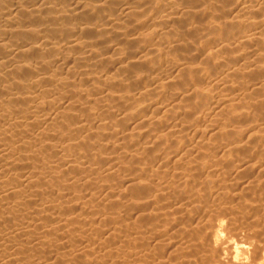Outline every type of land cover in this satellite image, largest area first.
<instances>
[{"label":"bare ground","instance_id":"bare-ground-1","mask_svg":"<svg viewBox=\"0 0 264 264\" xmlns=\"http://www.w3.org/2000/svg\"><path fill=\"white\" fill-rule=\"evenodd\" d=\"M226 87L238 96L227 89L234 97L228 100L232 109L221 125L215 120L219 114L211 124L206 118L223 99L214 101L215 93ZM200 119L216 124H209L213 129L221 126L220 143L210 139L215 131L209 139L203 137L208 129L194 140L179 135L193 126L187 122ZM123 143L131 152L122 151L123 160L116 166L106 154L123 148ZM28 147L33 157L26 152ZM263 155L264 0H0V264H59L56 256L70 246L51 245L49 258H43L37 254L44 252L42 247L35 253L36 249L30 252V247L18 245L20 254L11 260L7 255L10 261L5 260L6 251L18 242L15 238L26 235L31 223L40 226L39 222L51 220L52 232L65 231L86 245L99 242V228L88 225L75 229L77 220L90 211L86 210L88 202L69 205L66 212L73 207L68 215L62 209L60 213L56 205V189L67 195L77 185L92 190L102 184L107 186L108 195L115 188L111 185L119 183L126 192L122 190L124 198L114 202L117 206L126 210L134 206L141 220L152 217L160 222L161 229L153 240L157 247L173 245L167 238L171 231V235L185 234L187 240L191 233L188 226L173 222L172 217L160 215L158 219L157 214L152 215L155 209L177 198L180 203L168 205L171 211L209 221L221 205L216 209L213 203L200 204L191 191L188 195L182 192L193 175L195 180L207 166L205 159L211 162L212 170L219 167L229 176H240L243 181L236 182V189L240 185L242 192L254 193L264 188ZM145 157L152 158L147 160L148 164L151 160L148 172L143 168L146 160L141 166ZM163 172L167 176L161 181ZM60 177H64L66 187L64 183L57 188ZM201 182L197 185L211 188L210 180ZM223 187L213 195L217 206L224 200L232 205L243 201L244 193L228 196L230 191ZM261 193L256 198L263 201ZM87 197L92 200L94 196ZM253 206L249 211H236L232 206L231 211L247 217L264 214L259 204ZM106 217L110 215L104 214ZM234 219L225 221L216 216L204 231L197 224V229L189 227L194 239L212 251L200 258L203 262L249 264L245 256L253 251L250 246L254 243L251 236L246 240L239 234L252 233L258 221L252 219L253 225ZM227 227L239 233H231L235 230ZM6 230L8 236L3 235ZM121 242L125 243L123 237ZM135 256L142 264H160L159 257L151 254ZM116 262L105 258L99 264Z\"/></svg>","mask_w":264,"mask_h":264},{"label":"rangeland","instance_id":"rangeland-1","mask_svg":"<svg viewBox=\"0 0 264 264\" xmlns=\"http://www.w3.org/2000/svg\"><path fill=\"white\" fill-rule=\"evenodd\" d=\"M229 88V87H228ZM227 87H226V89L225 88H219L217 91L218 92H216L215 93V97H214V101H217V100H221V98H225V99H227V100H225V101H223V99H222V101L218 104V105H214L215 107L213 108V110L211 111V113H210V115H208V118H206V119H208V121H210L211 122V124L214 122L215 123V121L213 120V122H212V119H215V118H217L219 115V117H218V119H215L216 120V122H218L220 125L222 124V120H223V118H225L226 117V115H227V113L232 109V107H231V102H229L228 100H229V97H231V100L234 98V97H236V96H238V95H235V91H233V89L231 88L230 90L228 89ZM221 89V90H220ZM223 89H224V92H223ZM231 92V94L234 96H232V95H229L230 94V92L228 91V90ZM228 91L227 93L225 92V91ZM232 90V91H231ZM219 91H221L220 93H219ZM233 92V93H232ZM221 93H223V95L221 94ZM229 93V94H228ZM228 95V96H227ZM221 96V97H220ZM220 97V98H219ZM233 97V98H232ZM230 100V101H231ZM234 103H235V101H233ZM229 103V104H228ZM218 108V109H217ZM216 109V110H215ZM215 110V111H214ZM226 111V112H225ZM218 112V113H217ZM219 114V115H218ZM223 114V115H222ZM213 115V116H212ZM214 115H216L217 117H215ZM222 115V116H221ZM224 116V117H223ZM207 117V116H206ZM210 117V118H209ZM212 117V118H211ZM214 117V118H213ZM220 117H222V118H220ZM220 118V119H219ZM206 119H200L199 120V122H197L198 120H195V122H193V120H190L189 122H187V123H191L193 126L192 127H190V129H186V130H184V132H180V134L179 135H181L183 138H185L186 140L188 139V138H190V139H192V140H194L195 139V137L198 135V136H200V134H203L204 132H205V130L206 129H208V130H210L211 131V129H212V131L210 132V131H208V130H206L207 132H205V134H203V137H205V135H209V136H211L212 137V134L214 133V131H215V134L213 135V138H210L209 136L207 137L206 136V138H210L211 140H213L214 138V140H216V142H218L219 140H221L222 139V134L220 133V130H219V128L221 127L220 125V127H218V128H216V129H213L212 127L214 126V125H216V124H214L213 126L210 124V122H208ZM210 119V120H209ZM207 122H206V121ZM217 120H220V121H217ZM201 121H204V122H201ZM193 122V123H192ZM206 122V123H205ZM221 122V123H220ZM197 124V125H196ZM212 126H210V125ZM199 125V126H198ZM208 126L209 127H211V128H208ZM223 126V125H222ZM199 129V130H198ZM218 129V130H217ZM202 130H204V131H202ZM222 130V129H221ZM202 132V133H201ZM219 132L220 134H217V133ZM207 133V134H206ZM211 133V134H210ZM193 135V136H192ZM217 135V136H216ZM195 136V137H194ZM216 136V137H215ZM197 138V137H196ZM184 139V140H185ZM219 139V140H218ZM185 140V141H186ZM213 140V141H214ZM222 141V140H221ZM220 141V142H221ZM220 142H218V143H220ZM122 145V144H121ZM125 147V143H123V145H122V147ZM123 147V148H124ZM127 147V146H126ZM120 148V149H116V151H115V153L113 152V151H111V150H109L111 153H109V154H106V156H108L109 157V162L110 163H112V164H116V166H118L119 164H120V159H122L121 158V153H122V151H124L125 152V149L128 151V149H129V147L128 148ZM31 148L30 147H28L26 150H29V151H26V152H28V155L30 156H32L33 154H34V152H33V154H32V151L30 150ZM30 151H31V153H30ZM126 151V152H127ZM108 152V151H107ZM113 152V153H112ZM129 152H131V149H129V151H128V153ZM134 152V151H133ZM116 155L118 156V157H116ZM124 156V155H123ZM130 156V155H129ZM33 157V156H32ZM263 157H264V155H263ZM113 158V159H112ZM149 158V157H148ZM147 157H145V159L143 158L142 160L144 161V160H146V162H147V160H149ZM35 159H36V157H35ZM119 159V160H118ZM125 159V158H124ZM126 159H128V161L130 160L129 158H128V156L126 157ZM125 159V161H127ZM152 159V158H151ZM262 158H260V160H261ZM117 160V161H116ZM123 160V159H122ZM151 161V160H150ZM149 161V164L151 163ZM205 161H206V164H207V166L205 165V169L203 168V170H201V172H199V174H198V177L196 176L195 178L197 179H195V180H193V178H194V176L195 175H193V178L192 179H190V183L188 182V189L185 187V188H183L182 189V192L184 191V193L186 194V195H188V193L189 194H191L192 195V193H193V196H198L197 197V199H200V201H198L200 204H207V203H213L214 204V208H218L220 205V209L218 208H216L217 209V211H218V213H217V211H216V213L218 214V215H216L218 218H222L223 220H230V219H232V220H230V221H233V219L235 218L236 219V222H238V223H240V221L241 222H251L252 221V219H254L255 220V222L256 221H258L259 222V224H258V222H254V220L252 221L253 223H255V228H256V230H257V233H256V236L258 237H256V236H254L255 234V232H256V230H251V232L252 233H250L249 231V233L247 232V231H242L239 235H243V236H241L243 239H245L246 238V240H249L248 238H249V236H251L250 237V239H252V243H254V248H253V246L251 247L250 246V250H253V251H251L248 255H246L245 256V259L247 260V259H249V261H248V263L249 264H264V214L262 215V214H260V215H262V216H260V215H258V217H256L255 215H253V217H250V216H248L247 217V215H245L244 216V214H241L240 213V211L243 209V208H245V210L246 211H249L248 209H252V206L254 205H258L259 204V206L261 207V209H264V208H262V207H264L263 205H264V200L262 201V200H258V198H256V197H258V195L260 194V192H263V196H264V188H262L263 189V191H261V190H256V191H258V192H256L255 190H254V193L252 192V191H249V193L247 192V191H245V193H244V191L242 192L241 191V187H240V185H239V188L238 189H236L235 188V186H237V184H236V182L238 183L239 181H240V179H241V177L240 176H238L239 178L237 179V176H235V177H232V176H229V175H227V174H225V172L223 171L222 172V169H220L219 167L217 168V169H213L212 170V168L210 167V165H211V162L206 158L205 159ZM209 161V164L207 163ZM263 161H264V158L262 159V161H260V162H262L263 163ZM114 162V163H113ZM119 162V163H118ZM259 162V163H260ZM142 163H145V161L144 162H141V166L143 167L145 164V166L146 167H143L144 169H145V172H148V171H146L147 169L146 168H148V166H150L149 164H148V162L147 163H145V164H142ZM206 168H208V169H206ZM44 170V169H43ZM218 170V171H217ZM45 172V171H44ZM216 172V173H215ZM221 172H222V174H221ZM167 173V172H166ZM166 173L165 172H163V174H161L160 175V177H162V179H160L161 181H163V179H165L166 178ZM211 173V174H210ZM197 175V174H196ZM207 175V176H206ZM95 176V175H94ZM206 176V177H205ZM224 176H225V178H224ZM96 177V176H95ZM151 177V176H150ZM159 177V178H160ZM226 177H227V179H226ZM230 177V178H229ZM61 178V180H60V184L59 185H57V188L58 187H64V183H65V187H66V181H64L65 179H64V177L62 178V177H60ZM97 178V177H96ZM203 178V179H202ZM208 179V180H210L211 181V188H209V187H205V189H204V187L203 186H200V184H199V186L197 185L198 183H202L201 181L202 180H204V179ZM63 179V180H62ZM201 181H200V180ZM234 179L235 181H233L232 182V180ZM151 180H153V178L151 179ZM218 180V181H217ZM237 180V181H236ZM154 182H157V179H154L153 180ZM193 181H196V182H194V184H193ZM230 181V182H229ZM241 181H243L242 179H241ZM67 182H71L70 180L68 181L67 180ZM98 182V181H97ZM214 182V183H213ZM228 182V183H227ZM101 183H103V182H101ZM221 184L222 185V187H223V185H224V189H227V191H230V193L228 192L227 193V191L226 190H224V189H222V190H224V192H226L227 194H228V196H230L231 194H233V193H235V192H237V191H241V193H244V195H242V197L244 196L245 197V199H244V197H243V199H241V200H243L242 202H240V201H238V202H233V205L232 204H229V203H231V202H228V204L226 203V200H224L225 202H221V204H219L218 206H217V200H214V196L213 195H215V193L218 191V190H220V188H222L221 187V185H220V187H219V184ZM226 183V184H225ZM103 184H105V185H107L108 183H106V182H104ZM119 183H116V185H111V186H115V188L114 187H112L113 189L110 191V192H108V195L106 194V192H107V186H103L102 184L100 185V186H98L97 188H94V189H92V190H87V189H85L84 188V186H83V188H81L82 186H80V185H77L76 186V188L75 187H73V190L71 191V194L68 192H66V194L67 195H65V194H63V193H65V191L64 190H58V189H56V192H55V196H58V197H55L54 196V199L55 198H57V199H55V202H56V205H57V203H58V206L60 207L59 208V212L61 213V211H62V213L65 215H68V213H69V211H70V208L72 209V207L74 206V204H80V203H82V205L84 204V202L86 203V202H88V203H86L88 206H86L85 208H86V210L87 209H89L90 211H88V213L85 211V215L84 214H82V217L80 218V219H78L77 221L78 222H76L75 223V225H76V227H75V229L77 228V230H78V228H81V227H87L88 225L90 226H95V227H97V228H99L100 230V240H99V242H87V245H86V242H84V241H82V240H80V239H76V238H74V240H73V238H71V236L70 235H68L67 234V232H65V231H63V232H65V233H63V232H61L60 234L58 233H55V232H52L51 231V228H52V226H54V224H53V222H51V220L49 221V220H45L44 222L42 221V223L41 222H39L40 223V226H39V224H33V223H31L32 224V226H30V228H29V231H27L28 233H26V235H20L18 238H15L16 240V242H17V240H18V244L16 243V245L15 246H11L12 248H10V249H8L7 251H6V253H5V260L7 261L8 260V262L12 259V258H14V256H18L19 254H20V252L22 251H20V249L18 248V245L19 246H21L20 248H26L27 249V247H30V248H28L29 249V251L30 252H33L35 249H36V251H35V253L37 252V250L40 248L41 249V247H42V249L44 250V252L46 253V254H48V257H47V255L42 251V249H41V251H39V252H41V253H37L38 255L40 254H42V256L44 255V257L43 258H49V255H50V253H48V251L49 250H47V249H49V247H51V245L53 246V245H55V244H59L60 243V245H68V246H70V247H68V249L69 250H66L65 252H64V255H62L63 254V252H62V254L61 253H59L58 254V256H56V258H57V261H58V263L59 264H99V263H101V261H103V260H105V258L106 259H111V258H114L115 259V261H117L116 263H114V264H139L140 263V261H138L137 259H135L136 258V253H140V254H142V255H154L155 257L157 256V258H158V260L160 261V264H193V262H194V264L195 263H198V264H213V262H214V264H220L219 262H217V261H212L211 263H210V261L208 262V260H206V261H204L203 262V260H201V259H203V257H205L204 255H208V254H210L211 252H210V249H209V247L207 246V244H205L204 242H202V241H200V240H197V239H194V238H196V236H195V234H194V232L193 231H191L192 229H197V227L199 226V229H200V227H201V230L203 229V231L204 230H206V229H208V228H210V226H211V222H212V219H214V217H216L215 216V214L216 213H214L213 215H211L212 217L211 218H208V220L209 221H207V220H205V221H207L206 223H205V221H202V220H199L198 218H197V216L196 217H194V216H192V217H188L187 215H185V214H187V213H183L182 212V215H181V211H171L172 209L168 206V205H170L171 204V202H173V203H175V201H177V198H176V200L174 201V198H171V200L170 199H168V201L169 202H164L163 204H160V206L159 207H157L156 209H155V211L156 210H158V213H157V211L154 213H152V215H154V214H157L156 215V217H158V216H160L161 218H170L171 219V217H172V220H173V222H178L180 225L181 224H183V225H181L182 227H186V226H188V230L191 232V233H188L189 234V236L187 237V240L185 239L186 237H185V234H183V235H181L180 236V234H178V233H174V234H172L171 235V233H173L172 231L170 232V235L169 234H167V238L169 239V240H171V242L169 241V243H173V245L171 244H169V245H164V247L163 246H161V247H157L156 245H155V243H154V235H155V233L157 232L158 233V230L159 229H161V225H160V222H157L158 220H156V219H154V220H156L155 222H157V224L155 225V223H153L154 222V220L152 219V217H150V218H142V220H141V215L139 214V212H135L134 210H136L135 208L136 207H134L133 206V208H130V206H128V208H130V210L128 209V210H126L127 208H121L120 206H117V204H115L114 202H116V201H120L121 199H123L124 197L122 196V195H124V193L122 194V192L125 190V187L123 186V188H121L122 186L121 185H118ZM193 184V185H192ZM233 184V185H232ZM235 184V185H234ZM231 185V186H230ZM43 186V185H42ZM41 186V187H42ZM79 186V187H78ZM117 186V187H116ZM214 186V187H213ZM234 186V187H233ZM43 187H45V186H43ZM102 187H106V188H102ZM227 187V188H226ZM189 188H192V190H193V192H192V190H190ZM199 188H201V189H199ZM207 188H209V189H207ZM43 190L45 189V188H42ZM78 189H79V191H78ZM84 189V190H83ZM100 189V190H99ZM102 189V190H101ZM105 189V190H104ZM186 189V190H185ZM194 189H196V190H194ZM204 191H203V190ZM207 189V190H206ZM214 189V190H213ZM230 189H232V190H230ZM60 192V194L58 193V195H57V192L58 191ZM82 190V191H81ZM87 190V191H86ZM96 190V191H95ZM99 190V191H98ZM123 190V191H122ZM154 190H155V188H154ZM157 189V187H156V190H155V192H159L160 190H158ZM188 190H189V192H188ZM209 190H211V191H209ZM217 190V191H216ZM234 190V191H233ZM81 191V192H80ZM98 191V192H97ZM120 191V192H119ZM198 191H200V192H198ZM207 191V192H206ZM212 191H215V192H212ZM76 192V193H75ZM80 192V193H79ZM88 192V193H87ZM91 192H92V194H93V196L95 197H93L92 196V194H91ZM94 192L95 193H97V194H94ZM124 192H126V191H124ZM154 192V193H155ZM181 192V193H182ZM187 192V193H186ZM203 192V193H202ZM247 192V193H246ZM63 195H62V194ZM84 195H83V194ZM196 193V194H195ZM198 193V194H197ZM207 195H206V194ZM75 194V195H74ZM89 194H91V196L89 195ZM101 194V195H100ZM206 195V196H204V195ZM226 194V195H227ZM258 194V195H257ZM61 195V196H60ZM87 195L90 197V198H92V200H90L88 197H87ZM107 195V196H106ZM112 195V196H111ZM201 195H203V197H204V199L202 200V196ZM247 195H248V197H247ZM84 196V197H83ZM86 196V197H85ZM103 196V197H102ZM105 196H106V198H105ZM119 196V197H118ZM202 198H201V197ZM207 196H209V198L207 197ZM253 196H255V197H253ZM83 197V198H82ZM96 197H98V199L96 198ZM113 197H115L114 199H113ZM195 197V198H196ZM108 198V199H107ZM111 198H112V200H111ZM211 198V199H210ZM256 198V199H255ZM53 199V200H54ZM86 199H88V200H86ZM119 199V200H118ZM209 199V200H208ZM225 199H226V197H225ZM102 200V201H101ZM257 200V201H256ZM61 201V202H60ZM108 201H111V202H109V203H111V204H115V208L111 205V204H107L108 203ZM179 201V202H178ZM176 203H180V200H178ZM209 201V202H208ZM223 201V200H222ZM103 202H105V204L103 203ZM113 202V203H112ZM201 202H203V203H201ZM255 202V203H254ZM257 202H258V204H257ZM261 204H260V203ZM66 203V204H65ZM170 203V204H169ZM216 203V204H215ZM222 203H223V205H222ZM237 203L239 204L238 206H236L237 205ZM65 204V205H64ZM61 205H63V207H64V210H63V207L61 206ZM69 205H73L72 207H69V211L68 212H66V208H68V206ZM109 205L111 206V207H113L111 210H110V207H109ZM165 205V206H164ZM216 205V206H215ZM245 205H247V207L245 206ZM66 206V207H65ZM85 206V205H84ZM109 208H108V207ZM117 206V207H116ZM162 206V207H161ZM169 207V209H168V207ZM225 206V207H224ZM227 206V207H226ZM232 206L234 207V208H236L237 210L236 211H238V210H240L239 211V213L238 212H236V211H234V212H232L231 211V208H232ZM250 206V207H249ZM253 206V207H254ZM108 209H107V208ZM118 207H120V208H118ZM132 207V206H131ZM221 207H223V208H221ZM242 207V208H241ZM91 208V209H90ZM164 208H166V209H164ZM239 208V209H238ZM241 208V209H240ZM60 209H62L61 211H60ZM121 209V210H120ZM123 209V210H122ZM133 209V210H132ZM171 209V210H170ZM124 210H126V211H124ZM160 210V211H159ZM162 210V211H161ZM173 213H171L170 211ZM191 213H193V215H196V214H194V213H196V211H194L193 210V208H191ZM221 210H223V211H221ZM231 212H230V211ZM112 211H114V213L112 212ZM220 211V212H219ZM71 212H72V210H71ZM70 212V213H71ZM110 212V213H109ZM175 212H176V214H175ZM214 212H215V210H214ZM263 212H264V210H263ZM69 213V214H70ZM103 213V214H102ZM107 213H109V214H107ZM221 213H223L222 215H221ZM231 213V214H230ZM233 213V214H232ZM235 213V214H234ZM104 214H105V216H107L108 215V217H109V215H110V217L109 218H107V219H104ZM107 214V215H106ZM225 214V215H224ZM239 214V215H238ZM87 215V216H86ZM140 215V217H138ZM230 215H234L233 217L232 216H230ZM241 215V216H240ZM170 216V217H169ZM183 216V217H182ZM230 216V217H229ZM103 217V218H102ZM174 217V218H173ZM181 217V218H180ZM194 217V218H193ZM228 217H229V219H228ZM245 217V218H244ZM247 217V218H246ZM262 217V218H261ZM225 218V219H224ZM82 219V220H81ZM146 219H149V221L148 220H146ZM158 219H159V217H158ZM175 219H176V221H175ZM182 219V220H181ZM192 219V220H191ZM234 219V220H235ZM244 219V220H243ZM257 219V220H256ZM258 219H263V221L262 220H258ZM145 220V221H144ZM151 220V221H150ZM153 220V221H152ZM181 220V221H180ZM194 220V221H193ZM29 221H31V220H29ZM199 223H198V222ZM211 221V222H210ZM86 222V223H85ZM150 222H152L153 224H151ZM180 222H182V223H180ZM149 223L151 224V225H149ZM210 225H209V224ZM250 223V225H252ZM45 224H47V225H45ZM83 224V225H82ZM85 224V225H84ZM198 226H197V225ZM259 225V227H258V225ZM44 225V226H43ZM52 225V226H51ZM152 225H154L153 227H152ZM158 225V227H160V228H156V226ZM185 225V226H184ZM194 225H195V228H194ZM98 226H100V227H98ZM150 226V227H149ZM192 228H191V227ZM208 226V227H207ZM102 227H103V229H102ZM189 227H190V229H189ZM262 227V228H261ZM35 228V229H34ZM155 228V229H154ZM258 228V229H257ZM39 229V230H38ZM105 229V230H104ZM151 229V230H150ZM198 229V230H199ZM48 230V231H47ZM103 230V231H102ZM227 230H231V231H233V230H235V231H233V232H231V233H239V231H236V230H238V229H236V228H229V227H227ZM260 230V231H259ZM41 231V232H40ZM43 231V232H42ZM45 231V232H44ZM49 231H51V232H49ZM4 232H7V234L5 235V234H3V231H2V233L1 234H3L4 236H8V231L6 230V231H4ZM156 233V234H157ZM247 233H248V235H247ZM263 233V234H262ZM47 234V235H46ZM56 234V235H55ZM67 234V235H66ZM178 234V237L180 236V238L178 239L177 237H176V235ZM187 234V235H188ZM194 234V235H193ZM260 234V235H259ZM66 235V236H65ZM193 235V236H192ZM27 236V237H26ZM52 236V237H51ZM62 236V237H61ZM195 236V237H194ZM246 236H248V237H246ZM21 237V238H20ZM39 237V238H38ZM42 238V240H44V241H41L40 242V240H41V238ZM44 237H45V239H44ZM70 237V238H69ZM122 237H123V239H125V243L123 242H121V239H122ZM171 237V238H170ZM190 237V238H189ZM192 237V238H191ZM119 238V239H118ZM121 238V239H120ZM182 238H183V240H182ZM258 239V240H256V239ZM38 239V240H37ZM40 239V240H39ZM71 240V242H70V240ZM129 240V242H128V240ZM177 239H178V241L180 240V242H177ZM193 239V240H192ZM186 240V242H184ZM191 240V242H189ZM255 240V241H254ZM23 241V242H22ZM37 241H38V244H37ZM55 241V242H54ZM194 241H200L199 243H201L202 242V244H203V247H202V245L201 244H199V243H195ZM251 241V240H250ZM254 241V242H253ZM257 241V242H256ZM262 241V242H261ZM46 242V243H45ZM68 242H69V244H68ZM181 242H183V243H181ZM21 243H23V244H21ZM45 243V244H44ZM62 243V244H61ZM94 243V244H93ZM191 243L193 244H195V246H194V244L191 246ZM261 243V244H260ZM37 244V245H36ZM50 244V246H47V245H49ZM85 244V245H84ZM197 244V245H196ZM207 246H205V245ZM23 245V246H22ZM36 245V246H35ZM47 247H46V246ZM124 245V246H123ZM190 245V246H189ZM199 245H200V247H199ZM120 246H121V248H120ZM198 246V247H197ZM17 247V248H16ZM124 247H125V249H124ZM175 247V248H174ZM196 247V248H195ZM14 248V249H13ZM45 248V249H44ZM174 248V249H173ZM199 248V249H198ZM207 248V249H206ZM17 249V250H16ZM23 249V250H24ZM39 249V250H40ZM203 249V250H202ZM209 249V250H208ZM263 249V250H262ZM15 250V251H14ZM5 252V251H4ZM4 252H2V258H4ZM68 252V253H67ZM136 252V253H135ZM202 252V253H201ZM206 252L208 253V254H206ZM254 252V253H253ZM44 253V254H43ZM126 253V254H125ZM203 253H205V254H203ZM253 253V254H252ZM261 253V254H260ZM1 254V253H0ZM133 254H134V256H133ZM200 254V255H199ZM7 255H9V259H7L8 257H7ZM128 255V256H127ZM194 255V256H193ZM251 255V256H250ZM259 255V256H258ZM65 256V257H64ZM67 256V257H66ZM126 256V257H125ZM197 256V257H196ZM203 256V257H202ZM254 256V257H253ZM108 257H110V258H108ZM189 257V258H188ZM192 257V258H191ZM249 257V258H248ZM55 258V259H56ZM72 258V259H71ZM185 258V259H184ZM191 258V259H190ZM201 258V259H200ZM66 259V260H65ZM190 259V260H189ZM196 259V260H195ZM203 262V263H201V261ZM124 260V261H123ZM193 260V261H192ZM240 260V259H239ZM59 261H61V262H59ZM129 261V262H128ZM139 263H138V262ZM70 262V263H69ZM122 262H124V263H122ZM162 262V263H161ZM180 262V263H179ZM190 262V263H189ZM140 264H142V262L140 263ZM144 264V263H143Z\"/></svg>","mask_w":264,"mask_h":264}]
</instances>
